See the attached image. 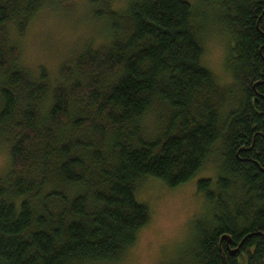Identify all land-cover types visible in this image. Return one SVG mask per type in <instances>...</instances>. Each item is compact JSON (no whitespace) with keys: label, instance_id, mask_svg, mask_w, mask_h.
<instances>
[{"label":"trees","instance_id":"trees-1","mask_svg":"<svg viewBox=\"0 0 264 264\" xmlns=\"http://www.w3.org/2000/svg\"><path fill=\"white\" fill-rule=\"evenodd\" d=\"M47 2L0 0V264L119 261L150 221L140 185L186 183L216 146L217 177L197 181L210 207L189 264H264V0L197 2L231 39L229 86L202 62V15L188 0H104L92 12L107 40L51 85L45 68L17 66L8 40Z\"/></svg>","mask_w":264,"mask_h":264},{"label":"rangeland","instance_id":"rangeland-1","mask_svg":"<svg viewBox=\"0 0 264 264\" xmlns=\"http://www.w3.org/2000/svg\"><path fill=\"white\" fill-rule=\"evenodd\" d=\"M108 1L114 7L123 5V0ZM188 1L198 4V0ZM102 2L104 0H48L23 33L14 24L9 25L8 40L19 53L17 66L33 75L45 68L51 85L67 83L68 75L62 68L67 66L72 71L76 57L86 47H95L107 40L105 21L95 18L92 12L94 7L101 9ZM197 8L204 31L202 62L221 86L232 85L228 60L231 39L222 30L212 9L201 4ZM72 74L74 76V72ZM234 104H228L225 110L233 108ZM157 126L155 115L147 113L143 120L145 134L152 137ZM220 162V149L216 146L205 165L186 183L169 188L156 178L146 179L136 197L148 205L149 223L139 231L136 242L119 261L98 264H189L195 223L205 222L210 207L198 193L197 181L201 177L215 179ZM8 167V146L2 143L0 177L6 174Z\"/></svg>","mask_w":264,"mask_h":264},{"label":"water","instance_id":"water-1","mask_svg":"<svg viewBox=\"0 0 264 264\" xmlns=\"http://www.w3.org/2000/svg\"><path fill=\"white\" fill-rule=\"evenodd\" d=\"M227 239H229L227 236H225Z\"/></svg>","mask_w":264,"mask_h":264}]
</instances>
